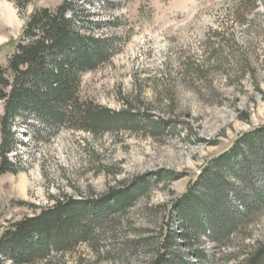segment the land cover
Masks as SVG:
<instances>
[{"label":"rangeland","instance_id":"rangeland-1","mask_svg":"<svg viewBox=\"0 0 264 264\" xmlns=\"http://www.w3.org/2000/svg\"><path fill=\"white\" fill-rule=\"evenodd\" d=\"M69 1L85 11L84 20L98 23L81 32L108 39L116 49L107 63L82 77L81 96L115 113L129 103L136 114L170 126L153 128L151 119L142 118L96 137L66 129L52 135L39 122L19 120L18 142L8 156L17 171L0 176V235L9 223L52 207L53 199L95 198L152 179L132 208L108 217L96 242L55 260L147 264L153 245L179 231L173 205L215 159L264 126V5L240 23L235 0ZM63 2L0 0V67L7 66L29 17ZM24 121L37 131H26ZM158 172L163 178L156 182ZM260 209L233 246L220 252L218 243L203 239L200 248L208 257L223 256L220 264L242 261L244 246L264 242ZM185 246L178 238L172 250L199 264Z\"/></svg>","mask_w":264,"mask_h":264},{"label":"trees","instance_id":"trees-1","mask_svg":"<svg viewBox=\"0 0 264 264\" xmlns=\"http://www.w3.org/2000/svg\"><path fill=\"white\" fill-rule=\"evenodd\" d=\"M235 2L234 16L240 23H246L259 4L264 5V0ZM82 12L85 11H77L69 0L55 11L36 10L7 66L0 67V176L17 171L8 156L18 142L19 120L39 122L52 135L66 129L96 137L117 132L120 125L125 128L139 123L142 118L151 119L153 128L170 126L152 116L136 114L129 103L125 110L115 113L81 96L82 77L96 72L116 51L110 40L82 33L98 25L88 16L85 21ZM25 126L26 131H37L34 124L25 122ZM162 178L161 172L154 176L156 182ZM151 181L142 179L132 186L111 188L95 198H56L52 207L9 223L0 235V264H58L57 258L96 242L98 234L106 231L108 217L132 208ZM243 191L251 196L243 195ZM237 206L242 209L237 211ZM261 207L264 208V126L243 135L229 152L215 159L173 205L171 217L177 221L179 231L153 245L147 264H191L189 255L172 250L178 238L185 248L193 249L190 255L199 264H220L223 256L208 257L200 248L203 239L218 243L216 249L220 252L221 248L231 247ZM242 252L244 259L237 264H264V242L244 246Z\"/></svg>","mask_w":264,"mask_h":264},{"label":"built area","instance_id":"built-area-1","mask_svg":"<svg viewBox=\"0 0 264 264\" xmlns=\"http://www.w3.org/2000/svg\"><path fill=\"white\" fill-rule=\"evenodd\" d=\"M10 157V156H9ZM10 159V158H9Z\"/></svg>","mask_w":264,"mask_h":264}]
</instances>
